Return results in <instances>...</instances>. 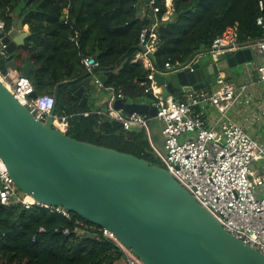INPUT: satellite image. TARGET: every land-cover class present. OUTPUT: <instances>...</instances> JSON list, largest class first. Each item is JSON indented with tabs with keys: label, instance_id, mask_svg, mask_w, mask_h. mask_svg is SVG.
<instances>
[{
	"label": "water",
	"instance_id": "1",
	"mask_svg": "<svg viewBox=\"0 0 264 264\" xmlns=\"http://www.w3.org/2000/svg\"><path fill=\"white\" fill-rule=\"evenodd\" d=\"M13 17L9 31L0 32L5 67L30 78L37 69L30 55H23L30 32L23 30L17 13ZM153 17L150 8L149 18ZM138 47L147 49L142 44ZM209 56L192 69L156 71V87L168 96L171 86L180 97L182 92L217 84L223 73L255 58L251 47ZM106 78V73L100 75L102 82ZM64 83H72L71 90L83 106L96 91L89 71L84 78ZM61 84L56 88V103ZM31 97H38L36 91ZM114 106L126 115H150L151 126L157 128L156 106L123 99H117ZM54 114L55 108L46 122L38 119L0 80V157L21 191L39 203L61 207L115 232L146 264H264L259 250L227 231L167 168L130 152L75 139L53 126ZM106 120L115 130L122 128L120 121L104 117ZM128 130L142 133L139 126ZM153 138L162 147L159 131ZM83 235L96 238L94 233Z\"/></svg>",
	"mask_w": 264,
	"mask_h": 264
},
{
	"label": "trees",
	"instance_id": "2",
	"mask_svg": "<svg viewBox=\"0 0 264 264\" xmlns=\"http://www.w3.org/2000/svg\"><path fill=\"white\" fill-rule=\"evenodd\" d=\"M172 3V13L164 19L169 11L166 0H155L160 11L154 20L149 18L153 7L145 0H0V20L9 30L17 13L29 26L23 48L37 66L30 76L36 93L55 95L57 85L63 83L58 88L55 113L70 115L68 135L161 165L144 132L115 130L92 106L81 105L71 90L72 83L64 82L84 78L88 70L83 58L89 56L99 62L96 72L107 74L105 88L122 92L126 102L152 104L157 97L145 91L151 69L136 60L143 52L138 47L143 28L156 26L158 43L151 58L160 71L168 70L167 62L186 63L191 56L206 52L228 26L237 28L242 44L264 39V0ZM0 60L5 63L3 54ZM1 63L0 68L5 69ZM168 89L171 94L176 92L171 86ZM77 219L84 220L73 212L65 216L45 206L28 209L0 202V264H113L120 257L115 244L77 234ZM40 225L46 230L38 232ZM56 226L68 227L72 233L55 232ZM34 233L38 234L36 241L32 240Z\"/></svg>",
	"mask_w": 264,
	"mask_h": 264
},
{
	"label": "built area",
	"instance_id": "3",
	"mask_svg": "<svg viewBox=\"0 0 264 264\" xmlns=\"http://www.w3.org/2000/svg\"><path fill=\"white\" fill-rule=\"evenodd\" d=\"M155 16L160 11L155 6V0H150ZM169 11L163 17L169 18ZM155 25L143 28L140 34V44L146 46L143 51L144 65L151 69L148 75L150 81L146 92H153L157 100L152 105L157 107L159 132L163 145L154 141L155 128L151 126L152 117L143 113L124 114L115 108L117 99H123L124 94L114 88H105L100 75L94 71L99 67L95 58L86 56L83 64L90 72L93 81L99 88L110 91L109 104L103 114L109 119L122 123V128L139 126L147 136L154 154L163 162L176 180L186 188L196 200L210 211L231 234L256 248L264 255V165L255 167V163L264 161V142L252 136L243 125L231 117L228 111L238 103L248 104L251 96L248 94L250 83L235 84L222 75L218 81L219 87L214 90L201 88L182 92L180 97L170 94L162 95L161 87H156L154 73L156 69L151 54L157 49L158 36ZM7 32L6 23L0 20V32ZM259 47L264 51V39L257 43L246 45L239 40L238 30L228 26L217 35L209 50V55L236 52L245 47ZM0 42V52L4 55ZM204 53V52H203ZM203 53L193 56L188 63H166L167 69L176 71L191 68L201 62ZM259 80L264 82V62L256 66ZM1 82L26 105L35 116L46 122L51 111L56 106L55 95H38L31 97L35 91L30 78L23 77L11 69L4 71L0 68ZM213 106L217 116L210 121L204 116L205 109ZM264 116V109L258 108ZM261 116V117H262ZM70 115L63 112L54 114L53 126L67 133ZM256 118L259 119L257 115ZM0 202L11 206L21 204L25 208L45 206L54 212L69 216V212L61 207H53L37 202L30 195L21 191L10 176L5 162L0 157ZM77 234L94 233L97 239L112 241L120 257L116 261L122 264H146L134 251L123 244L115 232L90 223L76 220ZM45 225H40L38 232L45 231ZM55 232L70 235L68 227H54ZM38 234L32 235L36 241ZM115 261V262H116Z\"/></svg>",
	"mask_w": 264,
	"mask_h": 264
},
{
	"label": "crops",
	"instance_id": "4",
	"mask_svg": "<svg viewBox=\"0 0 264 264\" xmlns=\"http://www.w3.org/2000/svg\"><path fill=\"white\" fill-rule=\"evenodd\" d=\"M145 1L147 2V0H145ZM172 2H173V0L170 2V6H168L170 11H171V13H172V4H173ZM155 17H153L154 20H155ZM23 30L24 31H29V26L28 25H24V29ZM251 48L253 49V53H254L255 58H254V60L251 63L246 64L244 66H241L242 67V71H241L240 79L237 80V82H235L234 80L231 79L229 72L232 73L233 69L229 70L226 73H223V76H225V77L227 76L228 78H230V79H228V81L233 82L235 84H240V83H244V82L250 83V88H249L248 94L251 96V101L248 104H250V103H253V104L251 106L247 107L246 109L251 113L252 120H253L252 122H256L257 124L262 123L261 127L263 128L264 127V116L261 115V112H260V110L258 108L260 107V108L264 109V82L259 80V75H258V73L256 71V66L258 64H260L261 62H264V51H261L259 49V47H257V46L251 47ZM27 54H28L27 51L24 49L23 50V55L25 56ZM200 56H201V62H200L201 64L200 65H202L203 64V62H202V58H203L202 56L203 55H200ZM137 59H140L142 61L144 60V56H143L142 52L137 54L136 60ZM217 84L218 85H216V87H214L212 85V86H208L207 89L214 90L217 87H219V83H217ZM95 87H96V91L93 92L89 96L88 105H90L94 109H96L97 113H99L102 116L106 117L103 114V111L106 110V107L109 104L110 91L108 89L99 88L96 84H95ZM129 102H134V101H129ZM238 104H240V103H238ZM244 104H246V103H244ZM248 104H246V105H248ZM239 112H240V110L238 111V113ZM84 114L88 115L89 112H86ZM257 115L259 116V119L256 118ZM204 116L206 117V120L210 121L212 118L217 116V111L215 110V108L213 106H208L205 109ZM104 117H103V120H104ZM231 118L233 120H235L233 118V116ZM235 121L238 122L239 124L243 125L245 127V129L252 136H254L257 139H259L260 141L264 142V134H262V131L254 132V130H251L252 128L250 129V126H249L250 124H248L246 122L245 123H241L238 120H235ZM262 128H260V130H262Z\"/></svg>",
	"mask_w": 264,
	"mask_h": 264
},
{
	"label": "rangeland",
	"instance_id": "5",
	"mask_svg": "<svg viewBox=\"0 0 264 264\" xmlns=\"http://www.w3.org/2000/svg\"><path fill=\"white\" fill-rule=\"evenodd\" d=\"M172 0H166V4L167 6H170V2ZM203 58H202V62H205L206 60H208V58H210L209 54H207L206 52H204L202 54ZM0 59H1V52H0ZM0 63H1V60H0ZM1 66L2 68L5 67V63H1ZM4 71H6V67L5 69H3ZM241 71H242V67L241 66H238L236 67L235 69H233L232 73L229 72L230 74V77L232 80H234L235 82H237V80L240 79L241 77ZM216 85L218 84H214L213 86L216 87ZM253 103H250L248 105L244 104V103H240V104H237L235 105L233 108H231L229 111H228V116L232 117L235 119V120H238L240 121L241 123H248L250 124V129L251 130H254V132H259V131H262V134H264V127L262 128V123L260 124H257L256 122H252V116H251V113L246 109L247 107L251 106ZM240 110V112L238 113V111ZM260 128H262V130H260ZM159 126L157 128H155V131H159ZM161 149V147H160ZM160 160V159H159ZM160 163L161 165H163V162L160 160ZM264 165V161H261V162H258V163H255V167H258V166H262ZM113 264H122L121 261H116L114 262Z\"/></svg>",
	"mask_w": 264,
	"mask_h": 264
}]
</instances>
